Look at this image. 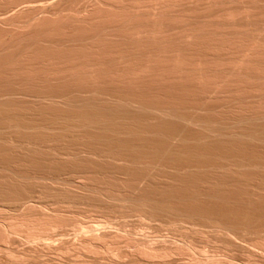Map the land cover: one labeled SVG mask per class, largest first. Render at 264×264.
I'll return each mask as SVG.
<instances>
[{
    "label": "bare ground",
    "instance_id": "bare-ground-1",
    "mask_svg": "<svg viewBox=\"0 0 264 264\" xmlns=\"http://www.w3.org/2000/svg\"><path fill=\"white\" fill-rule=\"evenodd\" d=\"M0 3V56L4 54L1 57H7L5 61L0 57V62H6L8 58L7 61H10L9 65L2 63L3 66L6 64V67L0 64V67H3V70H0V79L6 80L14 75L28 79L26 83H30L29 79L45 81L46 84H49V81L62 80L60 83L63 85H56L57 94H51L49 88L50 94H29L17 88V85L16 88H4L1 83L5 82H0L3 87L0 86V109L19 106L27 109L28 106L23 104L34 106L47 103L59 104V108H66L65 111L69 107L76 111L74 115L64 117L65 121L69 120H63L64 123H0V211L7 213L0 215V243L16 240L19 232H25V235L22 234V237L25 236L23 240L27 239L29 242L26 240L25 243H31L25 249L22 248V251L0 245V258L6 259L4 263L9 261L11 264H28L32 261L30 264H36L37 261L46 264L49 261L47 256L57 254L53 255L54 260L50 258L53 263L64 260V256L58 254L66 253L68 256L73 251L77 256L87 255L91 259L86 260L85 257L82 256L83 259L78 256L80 260L77 259L71 264L240 263L233 262L227 255L224 256V252L221 254L222 250L219 254L223 256L212 253L207 255L203 248L199 249L200 247L197 250V246L192 244L195 239L191 242L184 234L187 236L189 229L195 233L194 230L198 228H209L213 233H222L228 239H232V236L244 237L248 234L245 226L249 219L244 223V220L234 217L238 214L235 211V215L229 216L230 205L233 210L235 204L239 203L249 207L253 203H264V0H0ZM100 79H108L109 83L118 82L119 85L114 83L118 90L121 89L120 86H127V89L120 90V93H128V86H135L137 88L134 90L139 95L138 93L145 91L143 87H149L146 90L150 93L146 91L142 94L151 96V88L156 86L160 91L181 90L183 95L184 91L195 92L199 94L200 100L197 98L198 103L192 101L194 104L188 107L185 113H179L180 108L176 111L172 106H159L158 102L152 105L143 103L142 94L134 96L126 93L124 97V93L122 96L117 93L116 97L114 90L117 87L113 90L115 94L110 93L108 88L104 91L103 87L109 86ZM67 80H74L78 87L81 80L100 82L93 85L91 81L89 84L86 81L88 88L81 84L82 89H77L75 85L83 96L76 95V89L75 92L72 90L75 95L70 96L72 88L69 90L65 83L71 85L73 82L69 84L70 81ZM34 81L30 84H35ZM10 82L8 84L11 86L13 83ZM15 83L20 84L19 81ZM100 83L105 86L99 85ZM36 84L34 86L38 87L39 84ZM44 85L41 87L47 89L48 86ZM52 85L51 87H55L54 83ZM37 87L35 90L41 88ZM65 87L66 91H71H67L69 95L63 94ZM138 88L142 89L141 92H138ZM95 89H101V92ZM31 91H34V88H31ZM58 91H62L65 98H62ZM241 91L244 93L235 98L236 104L234 100L220 104L224 99H232L231 96ZM27 97L31 100L25 99ZM152 99L154 100L153 97ZM219 99L221 101L217 103ZM210 103L213 105H209ZM240 104L249 107L254 105V109L257 106V109L262 108L263 111L253 112L252 107L245 108L247 111L252 110L247 116L244 114L246 110L243 112L244 107L241 105V108ZM207 111L215 114L226 112V116L227 113H233V117L225 116L228 121L219 122L212 115H202V112ZM58 112L63 113L60 110ZM234 112L236 115L241 113L242 116H236ZM218 114L216 115H221ZM225 117L223 116V119ZM81 158L83 160H80ZM88 158L93 159L94 163L104 160L102 164L107 166L122 164L124 167L121 165L118 169L117 166V171L125 168L121 175L126 171L128 178L133 177L130 183L133 192H128L129 196H124L125 193L122 192L128 187L124 190L118 187L123 194L116 192L121 195H102L103 186L101 192L96 185L97 190L92 187L99 193L95 195V199L101 195L108 203V208L118 209L115 216L113 213L116 210H108L113 218L106 217L108 214L105 213L102 217L106 218L101 219L100 223L98 220L93 223L82 222L79 218L73 219V216L68 215L82 213L83 216V213L90 212V216L92 214L95 217V214L91 213L92 210L88 211L91 208L86 209L93 199L84 200L81 198L83 194L76 196L81 191L92 189L90 179V183L88 178L84 182L82 179V175L86 173L84 169L88 168L87 164L83 163H88ZM78 160L83 161L82 165L81 162H75ZM66 162L76 164L72 165L73 172L79 169L84 171L83 174L78 171L80 174L75 175H81L78 180L81 181V178L84 185L88 183L90 188L82 190L79 185L81 191L75 192V195L73 186L79 187V181L75 180L77 175H74L73 179L74 173H70L71 179L74 180L72 181L77 182L73 186L70 177L66 178L69 181L52 175L53 171H63L66 167L63 168L60 164ZM78 164L84 165V168H79ZM73 168H76L75 171ZM92 168L94 169L93 166ZM92 168L90 166L87 172ZM93 169L89 172L94 171ZM127 169L132 177H129L131 174L128 175ZM57 172L55 173L61 174ZM89 172L83 178L86 175L91 178ZM123 177L121 176V179L125 181L127 177L124 174ZM156 180L162 181V184L159 183L160 187L166 185L165 181H182L186 192L175 194V188L181 186V183H177L174 184L177 186L171 189L175 191L170 196H141L145 186L155 185ZM121 182L118 181V185ZM122 183L124 187L125 183ZM107 184H104V187ZM61 185L64 186L62 190L66 188L67 192L65 190L63 193L68 195V199L57 198V195L62 193L61 189L52 192L54 186L57 188ZM161 189L164 190L162 187ZM78 190L80 189L76 191ZM89 191L85 195L91 198L87 195ZM136 191H140L138 195L135 194ZM68 192L74 195L76 200L74 196L70 197ZM91 196L94 197L93 194ZM80 198L85 204L87 201L89 204L82 202L76 207L80 208L79 205L84 204L88 212L83 210V206V209L78 211L77 208H71L75 207L73 203L76 202L77 205ZM94 202L97 203L93 200L90 205L96 208L98 213L100 206L97 208L98 203L95 205ZM210 204L216 205L219 210L211 207L214 210L211 212ZM239 209L242 213L240 207ZM256 209L259 211L261 208ZM88 215L85 217H90ZM117 216L123 220L125 216H136L143 221L142 224L147 223L148 226V223L157 222L160 225H156H162V229L163 226L170 229L167 231L169 234L170 231L175 233L176 230L178 233L176 231L177 234L173 238H169L171 235L168 233L165 235H168L167 238L160 237L159 228L156 231L158 234L152 235L155 238L149 237L146 233L143 235L145 231L140 232L141 227L145 228V224L142 226L140 223L139 231L135 226V230L123 228V231H127L122 233V226L127 223L113 221ZM237 216L242 219L246 217L245 214ZM89 219L91 218L87 221ZM251 223L249 222V225ZM186 228L187 231L184 230L185 233L182 234V230ZM67 229L75 232L74 240L72 235H69L72 238L65 237ZM179 233L185 239H175ZM233 238L232 240L238 241L239 237ZM261 238L263 240L264 236ZM260 254L258 252V256H261ZM182 255L187 257V262H181ZM55 256L63 260L57 261ZM263 257L261 256V263L260 259L256 263L264 264ZM68 261L70 262V258ZM1 262L3 260H0Z\"/></svg>",
    "mask_w": 264,
    "mask_h": 264
},
{
    "label": "rangeland",
    "instance_id": "rangeland-1",
    "mask_svg": "<svg viewBox=\"0 0 264 264\" xmlns=\"http://www.w3.org/2000/svg\"><path fill=\"white\" fill-rule=\"evenodd\" d=\"M4 1V0H3ZM2 0H1V2H3ZM1 4L2 3H0V6H1ZM4 55V54H3ZM3 55H1V56H3ZM0 56V57H1ZM1 58H3V57H1ZM1 58H0V61H1ZM5 58H7L6 56H5ZM5 58H3V60L5 59ZM9 59V58H8ZM8 59H6V62H4V63H6V64H8L9 65V62L10 61H7ZM46 60V59H45ZM44 60V61H45ZM57 61H58V59H57ZM3 62H0V64H2ZM6 64H5V66H3L4 64H2V66L3 67H6ZM8 65H7V67H8ZM3 67H0V70H3V69H1V68H3ZM7 69V68H6ZM5 69V70H6ZM4 70V71H5ZM1 73H3V72H1ZM4 75V74H3ZM3 75H1L2 76V78H3ZM8 75H10V74H8ZM7 75V76H8ZM5 76V75H4ZM13 76V78H11ZM11 77H9L10 78V80H9V78H7L6 80H5V78H3V79H0L1 81L0 82H5V83H7V84H5V83H1V85H3L4 86V88H16V85H17V88H21L22 90H24V91H27L29 94L31 93V92H33V93H39V94H57V91H56V85L58 84V83H60V82H62V80H60V82L59 81H49V84L47 83L46 84V82H45V84L46 85H44V82H41L40 80H36V79H29V81H30V83H31V81L33 82L34 80V83L36 84L37 83V81H38V84L40 85H38V84H36V85H38V87H41V86H48L47 87V89L46 88H44L43 89V87H41V88H39V89H37V90H35L36 89V87L34 86L35 84H33V85H31L30 83H26V80L28 81V79H24L23 77H18V76H14V75H11ZM1 78V77H0ZM22 78V79H21ZM12 79V80H11ZM3 80H5V81H3ZM9 80V81H8ZM24 80V81H23ZM101 80V79H100ZM103 80V82L106 84L107 83V85L106 86H109V87H103V86H101V87H103L104 88V91H107V90H111L110 91V93H114L115 94V92L114 91H116V97H117V95L119 94V96H122V94L124 93V97H125V95H126V93L127 92H122V93H120V90L121 91H123L124 90V88H126L127 86H120L121 87V89H119L118 90V86L117 85H119V84H117L118 82H112V81H110V83L108 82V79H102ZM101 80V81H102ZM10 81H12V85L10 86L9 84L11 83ZM15 81L17 82V81H19L20 82V84H21V86H20V84L18 85L17 83H15ZM64 81V80H63ZM70 81V80H69ZM68 80H67V82H69ZM74 81V80H73ZM73 81H70L69 82V84H71V82H73ZM75 81H77L76 79H75ZM87 81V80H86ZM86 81L85 80H81V83H80V81L78 80V82L80 83V86L78 87V84L76 83V82H73V84H71V85H68L67 83H65V85H67V88L69 89L70 87L72 88L71 89V91L74 89V92H75V89L77 88V89H82L81 87H83V86H81V84L82 85H84L85 87H87L88 88V86L87 85H85V83H86ZM89 81H91V80H88L87 81V84H89ZM95 81H97V80H95ZM10 82V83H9ZM43 83V85H41V83ZM100 81H97V83H99ZM9 83V84H8ZM52 83H54V86L55 87H51V85H52ZM63 83V84H64ZM76 83V84H75ZM91 83L93 84L94 82L93 81H91ZM96 83V82H95ZM93 84V85H97V83L96 84ZM104 83H100L99 85H104ZM114 83L115 84H117V85H114ZM5 84V85H4ZM30 84V85H29ZM61 84V83H60ZM60 84H58V85H60ZM109 84V85H108ZM0 85V86H1ZM24 85V86H23ZM62 85V84H61ZM75 85H77V87L75 86ZM98 85V86H99ZM34 86V87H33ZM53 86V85H52ZM63 86V85H62ZM105 86V85H104ZM115 86L117 87V88H115ZM2 87V86H1ZM0 87V88H1ZM34 88V91H31V88ZM37 87V88H38ZM84 87V88H85ZM90 88H91V86H89ZM95 87V86H94ZM93 87V88H94ZM100 87V86H99ZM129 88H130V90L128 91V90H126V91H128V93H129V95L131 94V95H136V96H140L141 94H142V92L143 93H146V91H148V90H146V88H149V87H143V89L145 90V91H140V90H142L141 88H138L139 90H138V92L140 91L141 92V94L140 93H138L139 95H137L136 94V92H135V88H137V87H135V86H128ZM152 86H150V88H151ZM3 88V87H2ZM51 90V92L49 93V89ZM52 88V89H51ZM60 89L62 88L61 86L59 87ZM66 87L64 88V90H63V94L65 93V95H67L69 92H71V91H69V90H67L68 91V93H67V91L65 90V89H67ZM96 88V87H95ZM103 88H102V91H103ZM106 88H108L107 90H106ZM114 88H115V90H114ZM128 88V89H129ZM76 89V92H77V94L76 95H81L82 93L81 92H79L78 90ZM135 89V90H134ZM156 89V90H155ZM33 90V89H32ZM47 90H48V93H47ZM59 90V89H58ZM96 91H98L97 89H95ZM94 90V91H95ZM101 89H99V91H100ZM114 90V91H113ZM119 92H118V91ZM53 91H55L56 93H54ZM66 91V92H65ZM98 91V92H99ZM42 92V93H41ZM73 91L70 93V96L71 95H75V93H74ZM101 92V91H100ZM169 92V93H168ZM188 94H187V93ZM242 92L243 91H241V92H239L238 94H234L233 96H231V98L232 99H224L222 102H220V104H224V103H230V100L232 101V100H234V103L236 104L237 102V100L235 99L236 97H238V96H241V94H242ZM58 93H59V95L61 94L62 95V91H58ZM80 93V94H79ZM118 93V94H117ZM128 93H127V95H128ZM133 93H135V94H133ZM147 93H150V91H148ZM151 93H153V94H151V96L149 95V94H145L146 96H148V97H146V96H144L143 94L141 95V100L143 99V103H145V104H155L154 102H158L157 103V105H166V106H168V107H171L172 109H175L176 111H178L179 110V108H180V110L178 111L179 113H185L186 111H187V108L188 107H190V106H192L194 103H198L199 102V100H200V98H198L199 97V94H197V93H195V92H190V91H184V95H183V91H181V90H170V91H168V90H159V89H157L156 88V86H155V88H154V86L151 88ZM159 93H161V94H159ZM166 93H168V94H166ZM244 93V92H243ZM178 94V95H177ZM181 94V95H180ZM65 95L63 96L62 95V98L64 97L65 98ZM69 95V94H68ZM84 95H86V93H84ZM101 95V94H100ZM174 95V96H173ZM187 95V96H186ZM82 96H83V94H82ZM103 97H105V96H103ZM123 97V98H124ZM144 97V98H143ZM150 97H151V99H150ZM152 97L154 98V100L152 99ZM178 97V98H177ZM199 100H198V99ZM25 99H28V100H31V98L30 97H27V98H25ZM138 99H140V97H138ZM156 99V100H155ZM183 99V100H182ZM192 99V100H191ZM222 99V98H221ZM152 100V101H151ZM165 100V101H164ZM183 101V102H182ZM192 101H194V103H192ZM215 101H217V100H215ZM214 101V102H215ZM219 101H221L220 99L217 101V103H219ZM149 102H153V103H149ZM233 102V101H232ZM189 103H191L190 105H189ZM208 103H209V101H208ZM207 103V104H208ZM212 103H213V101H212ZM212 103H210L209 105H213ZM215 104V103H214ZM23 105H25V106H28V107H31V108H28L27 107V109H24V108H26V107H23V106H19V107H7V108H1L0 109V111H1V113H0V123L2 122V123H6V122H21V121H23V122H38V123H48V122H61V123H64V122H69V120H64V117H66V116H71V115H74L75 113L74 112H76L75 110H73L72 108H68L66 111H65V107H61V108H59V104H47V103H43V104H40V105H32V104H29V103H26V104H23ZM51 105V106H50ZM243 106L244 108H243V112H244V114L245 115H250L249 113V111H251V113H252V110H253V112H257V110H260V109H257L258 107L257 106H255V109H254V105H253V107L250 105V107H252V108H250L249 107V105H247L246 106V104H240V106ZM39 106V107H38ZM41 106V107H40ZM60 106H64V105H60ZM239 106V107H240ZM242 106H241V108H242ZM22 107H23V109H22ZM182 107V108H181ZM41 108V109H40ZM184 108H186L185 109V111H184ZM245 108H250V109H252V110H248L247 111V109H245ZM31 109V110H30ZM49 109H50V111H49ZM72 109V110H71ZM178 109V110H177ZM30 110V111H29ZM39 110H41V111H39ZM63 111V113H60V112H58V111ZM240 110V109H239ZM238 110V111H239ZM264 110V109H263ZM262 110V108H261V112L263 111ZM26 111V112H25ZM29 111V112H28ZM33 111V112H32ZM39 111V112H38ZM43 111V112H42ZM184 111V112H183ZM242 111V110H241ZM14 112V113H13ZM31 112V113H30ZM37 112V113H36ZM42 112V113H41ZM50 112V113H49ZM259 112V111H258ZM27 113V114H26ZM30 113V114H29ZM57 113V114H56ZM67 113V114H66ZM211 113H213V114H211ZM2 114V115H1ZM35 114V115H34ZM41 114V115H40ZM52 114V115H51ZM55 114V115H54ZM60 116H62L61 118L59 117V115ZM216 114H218V113H216ZM214 112H211V111H207V112H202V115H204V116H206V117H211V115L213 116V117H215L217 120H219V122H221V120H226V122L228 121V117L230 118V117H233V113H227V116H226V112H224V113H220V114H218V115H220V116H217ZM223 114V115H222ZM225 114V115H224ZM231 114V115H230ZM240 114V116H242V114L241 113H238L237 115H239ZM243 114V115H244ZM64 115V116H63ZM229 115V116H228ZM234 115H236L235 114V112H234ZM236 115V116H237ZM223 116L226 118H224L223 119ZM247 116H245V117H247ZM10 117V118H9ZM38 117V118H37ZM41 117V118H40ZM51 117H54L53 119L51 118ZM23 118V119H22ZM35 118H36V120H35ZM51 120H50V119ZM222 118V119H221ZM28 119V120H27ZM30 119V120H29ZM33 119V120H32ZM59 119H62V120H59ZM1 120H3V121H1ZM44 120V121H43ZM48 120V121H47ZM54 120V121H53ZM63 120H64V122H63ZM225 122V121H224ZM222 124V123H221ZM260 149V148H259ZM85 158V157H84ZM80 160H83V158H81ZM80 160H78V161H75L76 163L77 162H81ZM89 160V161H88ZM88 163H92V165L91 164H88L87 162H86V159L84 160V162H86V163H83V161L80 163L81 165H82V163L83 164H87V167L89 168L90 166H91V168H92V166L94 167V171H92L91 173H92V176H91V173L89 172V171H91L90 169H89V174H90V177L91 178H89V177H87V175L85 176V178H83V176L87 173L88 174V172H87V170H88V168L85 166V168H87V169H84V170H86V173L84 174V175H82V179H84L83 180V182L86 180V178H88V183H90L91 182V188L92 187H94L95 188V185L97 186L96 188L97 189H99V192H101V188H102V186H103V189H102V195L103 194H106V195H108V194H120L121 195V193L122 192H124L125 194H123L124 196H129L130 194L129 193H131V191H132V189L130 188L131 187V185H130V183H131V180H132V174L130 173V170H128V175H130L129 177H132L131 179L130 178H128L127 177V175H126V169L125 168H123V169H125L124 171L125 172H123V174L125 175V177H127V178H125V181L124 180H122L121 179V176L123 177V174L121 175V171L123 170H121V171H117V166L119 167L118 169H120L121 167V165L122 164H120V165H113V164H111V163H108V164H111V165H108L107 166V164L106 163H104V164H106V165H103L102 164V162H104V160H101V163L99 162H97L95 159V161L97 162V163H94L93 162V159H90V158H88ZM105 162H108V161H105ZM72 165H76L74 162H68V164H67V162L66 163H63V164H60V166H62L63 168H65L62 172H61V174L59 175V174H56L55 172H57V171H53L52 172V175L54 174V176L56 177L57 175V177H59L60 179H64V180H73L75 177H74V175H75V173H78V171H81V169H79V170H76L75 171V169L77 168L78 169V167L80 168V167H82V168H84L83 166H79V164L76 166V168H73L74 169V171L75 172H73V170H72ZM95 165H97V166H95ZM65 166V167H64ZM107 166V167H106ZM123 166V165H122ZM113 169H112V168ZM124 167V166H123ZM126 167V166H125ZM106 168V169H105ZM98 169V170H97ZM100 169V170H99ZM105 169V170H104ZM97 170V171H96ZM68 171V172H67ZM103 173H102V172ZM108 171V172H107ZM60 172H57V173H60ZM106 172V173H105ZM65 173H67V175L65 174ZM70 173H74L72 176H73V179H71L72 178V176L70 177ZM81 174H83L84 173V171L82 170L81 172H80ZM80 173H78V174H80ZM95 175H94V174ZM109 173H111L110 175H109ZM130 173V174H129ZM56 174V175H55ZM106 174V175H105ZM66 176L65 178L64 177H61V176ZM77 175V174H76ZM75 175V176H76ZM99 177H98V176ZM105 175V176H104ZM110 177V176H112V177H108V176ZM113 175L115 176V177H113ZM80 177H81V175H79ZM78 175H77V179L75 178V180L77 181L78 180V177H79ZM101 176V177H100ZM68 177H70L69 179H66V178H68ZM97 179H96V178ZM104 177H106V178H104ZM93 178V179H92ZM115 178V179H114ZM124 178V177H123ZM81 181H79V183H81V184H79V183H77L76 181H75V183L72 181V186L74 185V184H76L77 183V185L79 186V185H81V187H82V190L83 189H88V187L90 188V186L88 185L87 186V184L86 185H84V183L82 182V179L81 178H79ZM89 179H90V182H89ZM110 179H112L111 181H110ZM129 181H127V180ZM69 180V181H70ZM92 180V181H91ZM93 180H95V181H93ZM106 182H105V181ZM118 181L120 182V181H122V182H124L125 184V186L124 187H122V182L121 183H119V185H118ZM101 182H103L104 184H107V183H109V184H107V185H105V187H106V189H104L105 187H104V184L102 185L101 183L99 184V183ZM111 182V183H110ZM182 182V181H181ZM181 182H179V183H181ZM129 183V184H128ZM159 183H161L162 184V181L161 182H157V180H156V184L155 185H151V186H145L146 188L143 190V188H142V190L143 191H141L142 192V194H140L141 196L143 195V196H146V194H149V195H151V197H157V198H161L162 196H163V194L165 195V196H163L162 198H164V197H167V196H170L171 194H173V191H175L176 189H177V191L176 192H174L175 194H182V193H184V192H186V189L184 188V186H182L183 184V182L181 183V186H180V188L182 189H180L177 185H175L174 186V184H177L178 183V181H177V183H175L174 181H172V182H168V181H165V183H166V185H168V187L166 186V185H164V186H161L164 190V193H163V191H162V189H161V187L159 186ZM165 183H163V184H165ZM168 183V184H167ZM179 183H178V185H179ZM160 184V185H161ZM76 185V186H77ZM84 185V186H83ZM93 185V186H92ZM72 186H70V188L72 187ZM87 188H86V187ZM160 188H159V187ZM166 186V187H165ZM173 186H174V188L177 186V188H175V190H173V191H171V189H174L173 188ZM74 188H75V190H74V192L73 191H70L71 193L73 192V193H75V192H80L81 191V188H80V186L79 187H75V186H73ZM118 187H120V188H122V190H124V188L126 187H128L127 188V190L125 189V191H122L121 192V190H120V188H118ZM69 188V187H68ZM67 188V189H68ZM70 188H69V190H70ZM73 188V189H74ZM95 188V189H96ZM109 188V189H108ZM119 189V190H115V189ZM148 188V189H147ZM178 188H179V190H178ZM53 191L52 192H54L55 191V189H56V192L58 191V190H60V193L61 194H64V195H66L65 193H63V192H65V190H66V188H65V190H62V189H64V186H62L61 185V187L60 186H58L57 188H55V186L53 187ZM58 189V190H57ZM72 189V188H71ZM77 189H80V190H78V191H76ZM95 189H90V191L89 190H87V192L89 191V193L87 194V195H90V197L91 198H89V196H86L85 195V193H87L86 191H81L79 194H77L76 195V193H75V195L76 196H78L79 195V197H80V195L81 194H83V196L81 197L82 199H87L88 201H90V199H93L94 201H96L97 203H98V205H96L97 203H95L94 202V204L96 205V207L98 208V206H100L99 208H98V213H96V210L92 207V205H90V204H93V200H91L90 201V204H89V202L87 201H85L87 204H85L83 201L84 200H82L81 198V202H79V200H77V205H76V202L75 203H73V205H75V207L72 205V203H70L73 207H71V208H77L76 209V211H78V210H80L81 208H82V206L85 204V205H88V206H90V207H88L87 206V208H86V206L84 207L83 206V210L85 211L86 209L88 210V208H91L90 210H88V211H91V213H94L95 214V217H94V215H92L91 214V216H90V212H88L87 210V212H88V214H86V213H83V216H82V213H80V214H75L74 213V215H71V214H69L68 213V215L69 216H73V219H78L79 218V220L80 221H82V222H87V223H90V222H97V220H98V223H100L99 221L102 219H104V218H106V217H108V216H110L111 218H113V216H115V213H117V210L118 209H114V210H112V209H110V208H108V203L105 201V199H104V197L103 196H98L97 198L99 199H95V195L97 196V195H99V193L95 190ZM131 189V190H130ZM140 189H141V187H140ZM168 191H167V190ZM68 190V191H69ZM113 190V191H112ZM130 190V191H129ZM151 190V191H150ZM162 191V193H161V191ZM116 191H119V192H121V193H117ZM127 191V192H126ZM140 191H136V193L135 194H137L138 195V193L140 192ZM146 191H150V193H145ZM160 191V192H159ZM166 191H167V194H165L166 193ZM182 191V192H181ZM66 192H67V190H66ZM70 192H68V194L70 193ZM83 192V193H82ZM129 192V193H128ZM133 192V191H132ZM153 192V193H152ZM159 192V193H158ZM169 192V193H168ZM69 194L70 195V197L72 196H74V195H72V194ZM143 193H145V194H143ZM61 194H58L57 196H59V197H57V198H59V199H65V197H67L66 199H68V195H66V196H62ZM94 195V197L92 198V196L91 195ZM133 194V193H132ZM131 194V195H132ZM134 194V195H135ZM153 194H155V195H153ZM157 195V196H156ZM159 195V196H158ZM63 198H62V197ZM136 196V195H135ZM148 196V195H147ZM161 196V197H160ZM88 197V198H87ZM150 197V196H149ZM74 198H75V200H76V197L74 196ZM78 198V197H77ZM71 199V198H70ZM69 199V200H70ZM68 200V201H69ZM73 200V199H72ZM72 200H70V201H72ZM75 200H73L72 202H74ZM264 200V199H263ZM262 200V201H263ZM99 201V202H98ZM84 203L83 205H79V207L80 208H78V207H76V206H78V204L79 203ZM258 201H256V203H257ZM259 203H261V202H259ZM258 204V203H257ZM255 205V203H253V204H251L252 206H250L251 208H255V209H251L249 206H247V205H242L241 203H239V204H235V209L237 210H235V209H233L232 210V208H233V206L232 205H230L231 206V209H229L228 210V206H227V210L229 211V216L232 214V215H235V213L237 214H245V218L244 219H242V218H239L237 215H235L234 217H237L239 220H241V221H243L244 220V223L246 222V228L248 229V230H246L247 232H248V234L246 233V235H244V237L243 236H232V239H234L233 237H236V239L238 238V241L236 240V241H234V240H232L231 238H229L228 239V237L226 236L225 237V235L223 236V234L222 233H217L216 231H214V233H213V231H212V229H209V228H206V230L204 229V228H200L202 231H200L199 232V228L198 229H196V230H194L195 231V233L192 231L191 232V229H189L188 231L189 232H186V233H188V237L184 234L185 232H184V230L185 231H187V228L186 229H181L182 230V234H184V236L186 237V239L188 238L191 242L192 241H194V239H195V241L194 242H192V244L193 245H195L194 247H196V249L197 248H199V249H201V248H203V251L207 254V255H212V254H214V255H219V256H223L224 254V256H226V257H229L230 259H232L233 260V262H235V263H237V262H240V263H238V264H244V263H246L247 262V264H255L257 261H259V259H260V263H261V256L263 257L264 256V238H263V240H262V238H261V236H264V231H263V229H264V203H262V204H259V205ZM94 205V206H95ZM211 205V204H210ZM209 205V206H210ZM214 204H212L211 206H210V208L209 209H211V207L213 208V207H216V205L215 206H213ZM234 205V204H233ZM240 205V206H239ZM260 205H261V207H260ZM263 205V206H262ZM217 206H219V205H217ZM239 207L241 208V210L243 211H241L242 213H240V209H239ZM86 208V209H85ZM93 208V209H92ZM217 208V207H216ZM222 208V207H221ZM256 208H261L259 211H257V209ZM81 209V210H82ZM105 209V211H112V212H114L115 210H116V212H114L113 214V216H111L112 215V213H110L109 211V213L108 212H103V210ZM214 209V208H213ZM218 209V208H217ZM217 209H214V210H216L217 211ZM224 209V208H223ZM222 209V210H223ZM226 209V208H225ZM250 209L252 210L251 212H252V214H251V212H250ZM93 210L95 211V212H93ZM214 210H212L211 209V212H214ZM219 210V209H218ZM255 210H256V212H255ZM262 210V211H261ZM3 211V210H2ZM2 211H0L1 213H0V215H3V214H7V213H5V212H2ZM75 211V210H74ZM83 211V212H84ZM85 211V212H86ZM125 211V210H124ZM127 211H128V209H127ZM224 211V210H223ZM227 211V212H228ZM233 211H235V213L233 212ZM31 212H33V211H31ZM219 212V211H218ZM220 212H221V209H220ZM3 213V214H2ZM105 213H107L108 215L106 216V217H102V216H104L103 214H105ZM217 213V212H216ZM222 213V212H221ZM224 213V212H223ZM225 213H226V211H225ZM224 213V214H225ZM257 213V215H255ZM111 214V215H110ZM247 214V215H246ZM77 215V216H76ZM86 215H88V216H90V217H85ZM97 215V216H96ZM252 215H253V217H252ZM4 216V215H3ZM79 216V217H78ZM82 216V217H81ZM94 217V220H92L93 219V217ZM227 217H228V214L226 215ZM256 216V217H255ZM76 217V218H75ZM96 217L98 218V219H96ZM110 217H108V218H110ZM129 217V218H128ZM231 217H233V216H231ZM249 217V218H248ZM259 217V218H258ZM85 218H91V219H89V221H87V219H85ZM134 218V219H133ZM137 220H136V219ZM229 218V217H228ZM251 218H252V220H251ZM256 218H258V219H256ZM254 219V220H253ZM113 220V219H112ZM132 220V221H131ZM226 221H228L227 219H225ZM229 220H231V219H229ZM256 220V221H255ZM70 221V220H69ZM113 221H115V222H117L118 221V223H119V221L120 222H122V221H125L124 223H127V224H123L124 226H126V227H124V226H122V233H124L125 232V230L127 229V230H132L135 226V228L137 229V227H138V229H137V231H139V227H141L140 225H142V226H144V224H142L143 223V221H140L136 216L135 217H133V216H125L124 217V220H123V218H121V217H119L118 218V216L117 217H115L114 218V220ZM140 221V222H139ZM254 221V222H253ZM249 222L251 223V222H253V223H251L250 225H249ZM114 223V222H113ZM137 223V224H136ZM139 223H140V225H139ZM156 223L157 222H151V223H148L149 225L147 226V223L145 224V228H140V232H143V231H145V232H143V235L145 234V235H147V236H149V237H151L153 234H158L156 231H158V229L160 228V229H162V225L159 227L158 225H160V224H158V225H156ZM256 223V224H255ZM103 225V224H102ZM114 225H116V223H114ZM254 225V226H253ZM263 225V226H262ZM98 226L100 227V225L98 224ZM111 227H112V224L110 225ZM132 227V228H130V227ZM155 226V227H154ZM158 226V227H157ZM116 227L118 228V225H116ZM115 227V228H116ZM150 227V228H149ZM253 227H255V229H256V231H255V229H253ZM261 227H262V229H261ZM67 228H69V227H67ZM72 227H70V229H71ZM101 228V227H100ZM102 228H104V226H102ZM123 228H126L124 231H123ZM135 228H134V230H135ZM146 228H148V230H146ZM154 228V229H153ZM156 228H157V230H156ZM70 229L68 230V231H66L67 232V234L69 233V231H70ZM112 229H114V228H112ZM159 229V234L158 235H160V237H164L167 233H168V235L170 236L169 238H173V237H175V235L178 233V230H176L177 231V233H176V231H174L175 233H171V231H170V234H169V232H167L168 230H170V229H167V227L166 226H163V231L162 230H160ZM72 230H73V228H72ZM71 230V231H72ZM126 230V231H127ZM149 230H151L152 231V233L149 231ZM181 230L179 231V232H181ZM203 230H205V233H203ZM209 230H211V231H209ZM249 230L251 231V233H249ZM71 231H70V234H66L65 235V237H67V236H69V235H74L75 234V232L74 231H72V233H71ZM73 232H74V234H73ZM148 232V233H147ZM173 232V231H172ZM202 232V233H201ZM207 232V233H206ZM211 232V233H210ZM217 234H216V233ZM21 232H19V234H20ZM24 233V235H25V232H22L21 234H20V236H19V234L17 235V239L16 240H10V243H8L7 241H2L1 243H0V245H6V246H8V247H10V248H13V249H15V250H17V251H20L22 248L23 249H25L26 247H28L29 245H31V243H25V242H27L26 240L24 241L23 239V237H25V236H23L22 237V234ZM139 233V232H138ZM151 233V234H150ZM201 235H200V234ZM180 234V233H179ZM182 234H180V235H177V237L175 238V239H178V240H180V238H181V240H182V238H184V236H182ZM203 234H205V236H203ZM207 234V235H206ZM212 234V235H211ZM215 234V236L213 237V235ZM221 234V235H220ZM257 234V235H256ZM139 235H140V233H139ZM142 235V234H141ZM158 235H157V237H158ZM167 235V236H168ZM210 235V236H209ZM72 236L70 237V238H72ZM154 236V235H153ZM152 236V237H153ZM167 236H165L166 238H167ZM180 236H182V237H180ZM202 236V237H201ZM208 238H207V237ZM212 236V237H211ZM217 236V237H216ZM218 236H220V237H218ZM21 238V239H19V238ZM74 237V236H73ZM156 237V238H157ZM190 237V238H189ZM221 237H223V239L221 238ZM246 237V238H245ZM69 238V239H70ZM153 238H155V237H153ZM159 238V237H158ZM198 238H199V241H197L198 240ZM75 239V237L73 238V240ZM185 239V238H184ZM231 239V240H230ZM2 240V239H1ZM0 240V241H1ZM21 240V241H20ZM72 240V239H71ZM72 240V241H73ZM208 240V241H207ZM221 240V241H220ZM255 240V241H254ZM261 240H262V242H261ZM22 241H24V242H22ZM233 241V242H232ZM242 241V242H241ZM29 242V241H28ZM75 242V241H74ZM120 242H122V240L120 241ZM179 242V241H178ZM240 242V243H239ZM7 243V244H6ZM123 243V242H122ZM180 243V242H179ZM208 243H210V244H208ZM202 244H203V246H202ZM208 244V245H207ZM225 244V245H224ZM121 246L123 245V244H120ZM199 245V246H198ZM235 245V246H234ZM254 245V246H253ZM257 245V246H256ZM261 245V246H260ZM225 246V247H224ZM228 246H230V247H228ZM250 246V247H249ZM256 246V247H255ZM213 248V249H212ZM218 248H220L219 250H218ZM224 248V249H223ZM225 248H227L226 250H225ZM228 248H230V249H228ZM246 248H248V250L246 249ZM216 249V250H215ZM262 249V250H261ZM198 250V249H197ZM222 250V252H220ZM252 250H254V251H252ZM259 250V251H258ZM261 250V251H260ZM22 251V250H21ZM71 251V250H70ZM69 251V252H70ZM252 251V252H251ZM263 251V252H262ZM69 252L67 253V254H69ZM219 252L222 254L223 252V255H221V254H219ZM258 252H259V254H260V252H262V254H260L261 256H258ZM210 253H212V254H210ZM241 253H243V254H241ZM246 253V254H245ZM255 253V254H254ZM71 254V255H70ZM68 256L66 255V253L65 254H61V255H59L58 254V256H61V257H63V259L65 260V262H64V260L63 261H58L59 259H60V257L59 258H57L56 256H57V254H52V256L50 255V256H47V258L49 259V261L51 260V262H49L48 260H47V258L46 257H44L47 261H48V263H46V264H49V263H52V259L54 260V258H53V255H56L55 257V260H57L58 262H56V261H54L52 264H54L55 262H56V264H59V263H61V264H68V259L70 258V264L72 263V262H74L75 260H80V257H85V259L86 260H88V259H91V257L89 258V256H85V255H78V256H80V257H78L77 255H76V253H75V251H73L72 253H70ZM72 254H73V256L74 257H72ZM257 254V255H256ZM241 255H242V257H241ZM250 256V257H248V256ZM255 256V257H254ZM257 256V257H256ZM67 257H69V258H67ZM72 257V258H71ZM78 257V258H77ZM82 257V258H83ZM181 257V256H180ZM180 257H178V258H180ZM248 257V258H247ZM260 257V258H259ZM50 258H52V259H50ZM75 258V259H74ZM60 259V260H61ZM72 259V260H71ZM84 259V258H83ZM83 259H81V260H83ZM262 259H264V257L262 258ZM0 260L2 261L3 260V262H1L0 264H5L4 263V261L6 262V259L5 258H0ZM187 257H185V255L183 256L182 255V257H181V262L183 261V262H187ZM68 261V262H67ZM263 261V260H262ZM32 262V261H31ZM31 262H28V264H30ZM62 262H64V263H62ZM249 262V263H248ZM251 262V263H250ZM258 262V264H260ZM11 264L9 261H7V263L6 264ZM35 263L37 264V263H39V262H37V261H35ZM262 263H264V262H262ZM32 264H34V262L32 263ZM40 264V263H39ZM257 264V263H256Z\"/></svg>",
    "mask_w": 264,
    "mask_h": 264
}]
</instances>
